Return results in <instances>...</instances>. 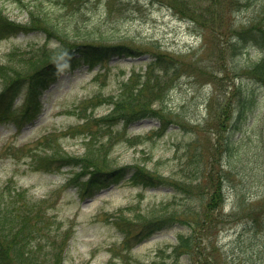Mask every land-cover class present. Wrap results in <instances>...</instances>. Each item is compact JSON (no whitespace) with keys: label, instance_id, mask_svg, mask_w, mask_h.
<instances>
[{"label":"rangeland","instance_id":"obj_1","mask_svg":"<svg viewBox=\"0 0 264 264\" xmlns=\"http://www.w3.org/2000/svg\"><path fill=\"white\" fill-rule=\"evenodd\" d=\"M23 1L0 0L9 19L30 28L0 39L2 63L12 49L16 59H33L61 43L49 29L29 25L26 4L30 9L35 4L44 7L70 40L85 43L81 48L87 42H103L134 51L113 55L104 66L90 68L83 61L69 69L62 66L66 70L43 92V109L35 119L0 122V192L12 187L21 193L25 188L33 200L47 198L44 217L64 220L61 232L70 227L67 236L58 238L62 264H121L125 257L133 264L161 261L160 250L170 252L177 233L189 227L163 228L139 243L134 239L132 249L122 252L123 233L111 215L128 206L137 207L132 209L135 214L138 203L143 211L164 204L166 210L178 209V215L196 223L205 217L216 182L224 200L214 209L212 222L202 228L206 258L211 263L264 264V77L252 72L264 57V39L251 36L264 31V0H181L179 6L180 0ZM155 59L152 70L149 63ZM152 71L161 75L153 106L168 112L166 131L152 134L160 124L155 116L133 119L126 127L117 123L110 128L117 133L103 153L114 165L138 163L177 184L190 182L192 170L201 165L198 180L176 192L165 185L143 188L126 178L81 200L75 187L66 185L70 166L51 171L39 167L40 157L53 151L48 136L58 138L64 151L84 155L86 139L77 125L89 112L108 113L111 105L102 98L118 94L124 80L130 77L136 83L139 75ZM2 85L0 79V91ZM22 92L14 100L19 110L27 103L25 85ZM225 106L227 119L222 115ZM241 111L245 118L230 127ZM137 135L143 137L134 140ZM23 201L22 194L15 199L18 205ZM140 226L129 223L133 233ZM115 244L119 249L113 251ZM49 248L46 242L38 247L41 253Z\"/></svg>","mask_w":264,"mask_h":264},{"label":"trees","instance_id":"obj_2","mask_svg":"<svg viewBox=\"0 0 264 264\" xmlns=\"http://www.w3.org/2000/svg\"><path fill=\"white\" fill-rule=\"evenodd\" d=\"M16 1L24 2L23 0ZM180 2L181 0L176 2L177 6L180 5ZM24 6L29 13V25L49 29L48 31L56 33L61 38V43L52 51L45 53L43 56L36 55V58L33 59L26 57L23 60L16 59V50H11L8 53L7 63H0V78L3 84L0 91V101L3 99L1 104L8 101L5 105L0 106V122L11 120L22 122L35 119L42 111L43 103L40 99L42 93L58 79L62 71L66 70L62 66H69V69L72 66H77L81 61L88 64L90 68L98 63L104 66L105 62L113 55L133 54L134 52L133 49L124 44L105 45L103 42H87V47L81 48L85 43L70 40V37L53 21V18L44 7H38L35 4L30 9L29 4ZM29 29L26 23L10 20L0 7V39L9 32L17 33ZM251 36L264 39V31L251 34ZM238 42L232 45L237 47ZM76 47L78 51L74 50ZM77 52H80V56L79 54L76 55ZM156 62L157 59L150 61L149 67L152 70ZM253 66L252 72L254 75L263 78L264 57ZM171 72L168 71V73ZM139 76L140 79L136 83L130 77L124 80L118 94L102 98L108 100L109 104L112 105L107 114L95 116L93 112L88 113L84 117V121L77 125L84 138H87L84 155L69 154L60 147L58 138L54 139L50 136L46 138L47 144L54 145L52 147L53 151L40 157L39 167L45 166L48 168L47 170L51 171L54 168L60 170L63 166H70L72 171L67 178L66 185L74 186L78 198L81 200L92 197L102 188L111 184H118L126 178L131 183L140 185L143 188L165 185L171 186L176 192H179V188L189 187L192 184L190 182L198 180L200 177L201 165L192 170L190 182L183 179L178 180L177 184L170 177L154 172L138 163L114 165L111 160H108L107 154L103 153L106 150L108 141L117 133L116 130L110 129L117 123H122V126L126 127L133 119L156 116L160 119V126L152 130V133L162 136L167 129L168 112L165 108L158 109L153 106L157 99V96H154V90L157 83L161 82V75L152 71L147 73L146 77L143 74ZM23 85H25L27 91V103L22 110H19L18 105L14 103V99L22 93L21 88ZM165 85L164 80L160 84V97L164 95ZM9 92L12 94L9 95ZM96 99L97 96L91 102ZM147 99L149 100L147 101ZM30 107H32V110ZM227 112L225 106L222 115L223 117L226 116V119L230 116ZM244 114L241 111L239 120L233 121L230 127L238 125L239 121L245 118ZM118 131L120 132V130ZM104 132H106V135L100 137ZM142 137L137 135L134 140ZM129 139L131 138L129 137ZM213 186L214 190L210 191L211 195L207 202L208 210L205 212V217L200 218L196 223L187 221L185 216L178 215L176 211L178 209L166 210L167 207H164V204L158 207L155 205L143 211L140 208V203H138V211L135 214L132 209H137V207L133 206L120 209L117 214L113 213V223L123 233L121 241L123 246L120 251L131 250L130 243L134 239L138 240L139 243L158 230L174 224H183L189 227V231H179L177 233V241L170 252L167 253V249L160 250L158 257L161 261L154 259L147 262L141 261L139 264H221L219 261L211 263L206 258L207 254L203 251L206 247L203 244V238H200V235L203 234L201 233L202 228L207 222L209 224L212 222L211 215H213L214 209L224 200L219 183L216 182ZM21 194L24 201L21 205H18L15 203V199ZM42 201L44 209L41 208L40 210L41 202L31 201L25 189L19 193L16 188L9 187L0 192V264H62V260L58 257L60 247L58 238L63 233L67 236L70 227L61 232L65 224L64 220L55 215L47 220L44 217L47 213L45 210L47 201ZM126 211L132 212L131 216L127 215ZM38 215L39 217L34 221ZM129 223H139L141 226L137 232L133 233L129 228ZM199 224L201 226L196 228ZM47 234L48 238H46ZM43 242L49 244L50 248L49 251L41 253L38 247ZM117 245L115 244L113 251L119 249ZM48 253H50V256ZM195 254H199L197 262L194 261ZM52 256L59 258V260L57 261ZM121 264L133 263L131 261L129 263V259L125 257L121 260Z\"/></svg>","mask_w":264,"mask_h":264}]
</instances>
